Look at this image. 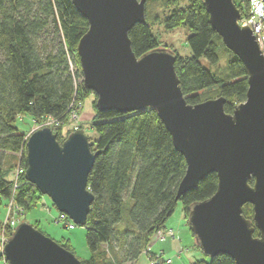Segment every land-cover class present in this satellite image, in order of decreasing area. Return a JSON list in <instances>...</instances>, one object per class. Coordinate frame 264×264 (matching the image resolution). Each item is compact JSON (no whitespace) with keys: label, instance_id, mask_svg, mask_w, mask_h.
Here are the masks:
<instances>
[{"label":"trees","instance_id":"1","mask_svg":"<svg viewBox=\"0 0 264 264\" xmlns=\"http://www.w3.org/2000/svg\"><path fill=\"white\" fill-rule=\"evenodd\" d=\"M149 2L166 11L161 20L166 30L187 28L191 55L180 57L174 52V70L186 102L195 105L217 95L225 99L224 112L231 113L245 100L247 74L241 60L212 29L203 0H147L146 8ZM233 2L239 13L246 14V0ZM147 17L146 23H136L128 33L136 57L159 47ZM87 28V20L72 0H0V203H8L13 193L19 164L23 172L16 178L14 201L21 214L37 205L40 192L24 176L28 136L19 132L15 121L29 114L37 123L44 119L67 123L71 111L77 115L86 97L94 95L83 86L76 54ZM223 57L224 70L208 67H215ZM90 127L96 134L91 151L97 155L87 180L94 199L83 226L90 257L81 262L135 264L156 232L165 231L177 203L187 219L192 203L215 193L217 177L210 173L177 198L186 162L152 108L124 114L95 107ZM70 133L55 134L61 143ZM250 207L246 204L242 210L248 219L253 214ZM2 223L0 218V228ZM5 233L11 234L10 227ZM57 243L71 251L70 243ZM192 264L236 262L224 254L212 259L204 255Z\"/></svg>","mask_w":264,"mask_h":264},{"label":"water","instance_id":"2","mask_svg":"<svg viewBox=\"0 0 264 264\" xmlns=\"http://www.w3.org/2000/svg\"><path fill=\"white\" fill-rule=\"evenodd\" d=\"M72 2L88 22L76 54L83 86L96 97L95 107L124 114L155 110L186 162L177 198L216 174L215 193L188 210L196 246L209 259L225 254L236 264H264V56L249 27L238 24L235 2L203 0L212 29L247 74L245 100L228 114L221 96L195 105L186 102L172 50L158 47L136 57L128 33L136 23H146V0ZM24 145L27 181L75 225L84 226L94 199L88 174L97 155L88 136L74 129L59 143L43 126L31 131ZM246 204L251 219L242 213ZM10 235L2 248L8 264H82L27 222L16 225Z\"/></svg>","mask_w":264,"mask_h":264},{"label":"rangeland","instance_id":"3","mask_svg":"<svg viewBox=\"0 0 264 264\" xmlns=\"http://www.w3.org/2000/svg\"><path fill=\"white\" fill-rule=\"evenodd\" d=\"M147 1V0H146ZM146 4V2H145ZM145 9V17H149L150 28L152 29L153 35L156 39L159 40V47L167 48L172 50L177 55L181 56H190L191 51L186 44L188 31L186 27H179L166 30L161 24V20L166 12L160 4L150 3ZM147 17V18H148ZM155 17H158L159 20L155 21ZM205 62V61H204ZM206 66L208 64L205 62ZM226 64V58L220 60V62L215 65V67H210L216 72H221L224 70ZM211 92V91H206ZM212 99H215L216 96H212ZM95 101L96 97L94 95H89L79 106L80 111L77 115L71 111L68 122L60 123L53 119H44L40 123L34 122L31 116L23 115L16 119V127L19 132H22L29 136V133L40 127L47 126L53 133H60L62 137L66 133L73 132L75 128L81 129L84 131V134L88 136L89 142H93L96 139V134L92 131L90 124L92 118L95 114ZM75 114V115H74ZM18 160V156L15 155ZM16 160V161H17ZM7 168V167H6ZM14 170H12L11 176ZM37 205L34 206L31 210L23 212L20 216L17 217L18 224L22 221L27 222L38 227V230L49 236L55 242H67L70 243L71 252L81 261L87 260L90 257V253L85 242L86 231L83 226L75 225L73 228H64L62 222L55 221L58 218L59 211L52 205L51 200L39 193ZM7 201H1L0 203V218L4 220L6 216ZM251 209V207H250ZM251 211V210H250ZM251 213H253L251 211ZM123 224V223H122ZM122 224H118V228L122 227ZM171 227L175 232V237L177 238L175 245L172 244V240L168 237L161 241L157 240L151 245L152 253L157 254L158 250H164V253L161 254L163 260L170 258L171 263L169 264H192L195 260H200L204 258V253L196 246L193 235L191 234L190 226L187 225V220L183 216V207L180 202L177 203V207L174 212L168 218L165 224V228ZM178 230L180 234H178ZM3 245L0 243V264H8L2 254ZM173 250H170V249ZM182 249V250H181ZM181 251V252H180ZM150 255V254H148ZM147 254L142 253L137 261V264H150L149 257Z\"/></svg>","mask_w":264,"mask_h":264},{"label":"built area","instance_id":"4","mask_svg":"<svg viewBox=\"0 0 264 264\" xmlns=\"http://www.w3.org/2000/svg\"><path fill=\"white\" fill-rule=\"evenodd\" d=\"M247 2V11L246 14L242 15L240 13V18L238 19V24L243 27H249L252 32V35L255 37L256 44L260 50L262 56H264V0H246ZM75 115V114H74ZM77 129V128H75ZM15 170V174L13 176L14 185H13V193L8 200V205L6 209V216L3 220V225L0 228V243L2 245L8 240L11 235H7L5 233L6 228L10 227L11 231L14 229L16 225H18L17 217L21 215L20 209L17 207L14 201V192L17 187V176L21 172H23V168L18 164ZM57 222H62L63 226L67 228H73L75 224L68 218V216L64 213L59 212L58 218L55 220ZM167 237H173V233L171 230H167L166 232L160 230L156 232V234L151 238V242L149 245H152L157 240H165ZM150 264H169L171 263V259L163 260L161 257V253H157L153 255L151 258L149 257Z\"/></svg>","mask_w":264,"mask_h":264},{"label":"crops","instance_id":"5","mask_svg":"<svg viewBox=\"0 0 264 264\" xmlns=\"http://www.w3.org/2000/svg\"><path fill=\"white\" fill-rule=\"evenodd\" d=\"M183 216H184V214H183ZM184 218H185V220H187L186 219V217L184 216ZM187 225H188V222H187ZM189 226V225H188ZM165 231H167V230H171L172 231V233H173V237H169L168 239H171L172 240V244L173 245H175V243H177L176 241H178L177 240V236L175 237V231L171 228V227H169V228H165L164 229ZM190 230H191V227H190ZM178 234H180V232H179V230H178ZM191 234H192V232H191ZM167 240V239H166ZM162 241V240H161ZM179 242V241H178ZM170 250H173L172 248L170 249ZM182 250V249H181ZM157 252H159V253H161V254H163L164 253V250H158ZM181 252V251H180ZM143 253H145V254H154V253H152V250H151V245H148L147 246V248H146V250H145V252H143ZM154 255H156V254H154ZM135 264H137V261H135Z\"/></svg>","mask_w":264,"mask_h":264}]
</instances>
